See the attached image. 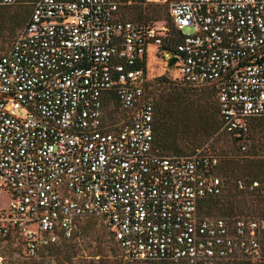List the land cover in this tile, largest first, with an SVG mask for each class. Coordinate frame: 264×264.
Segmentation results:
<instances>
[{"label":"built area","instance_id":"built-area-1","mask_svg":"<svg viewBox=\"0 0 264 264\" xmlns=\"http://www.w3.org/2000/svg\"><path fill=\"white\" fill-rule=\"evenodd\" d=\"M170 22L173 52L161 47L163 29L125 19L114 0H36L0 48V188L9 195L0 238L27 258L94 218L134 262L264 264V219L200 214L204 199L226 191L219 157L156 152L139 66L151 47L168 66L175 60L180 81L211 88L221 131L245 151L252 120L264 119V0H178Z\"/></svg>","mask_w":264,"mask_h":264},{"label":"rangeland","instance_id":"rangeland-1","mask_svg":"<svg viewBox=\"0 0 264 264\" xmlns=\"http://www.w3.org/2000/svg\"><path fill=\"white\" fill-rule=\"evenodd\" d=\"M35 0H19L15 5L10 6L11 12L19 15L31 11L32 3ZM118 2L120 15L125 19L147 22L154 28L170 29V8L178 0H114ZM141 16V20L138 19ZM184 35L193 34V29L185 27L182 29ZM13 38L0 29V48L9 46ZM146 76L154 89L151 92L155 100L160 92L165 91V84L158 81L165 77L171 81H176L180 86H184L178 80V73L173 67L168 66L166 60L157 58L153 48H148L146 55ZM200 88V87H196ZM18 116H23L22 110L17 111ZM237 144L231 136L222 133L214 139H210L197 152H207L216 154L219 159L225 156H235L240 159H256L257 169L264 170V125L257 130H251L246 150L239 151ZM237 178L231 179L228 183L223 180L225 193L233 188L236 204L241 211H237L234 216L252 215L261 217L264 212V205L258 197L249 193L238 192L234 188ZM240 179V178H238ZM9 195L0 188V209L7 206ZM212 216H223L214 211ZM60 249L63 251L53 254L52 251H45L43 261L27 258L23 250L15 240L0 238V264H46L47 260H53L56 264H147L131 261L123 255L117 243L113 239L108 227L94 218H83L76 223V227L71 234L70 241H60ZM73 256L70 260L69 257Z\"/></svg>","mask_w":264,"mask_h":264},{"label":"trees","instance_id":"trees-1","mask_svg":"<svg viewBox=\"0 0 264 264\" xmlns=\"http://www.w3.org/2000/svg\"><path fill=\"white\" fill-rule=\"evenodd\" d=\"M30 12L27 11L17 15L14 11L11 12L10 6H0L1 31L6 32L11 38L14 39L17 32L25 26ZM138 19L141 20V16H138ZM141 23L153 27L147 22ZM162 29L164 36L161 47L169 52H173L174 47L180 41V38L175 32L171 22V30H167L164 27ZM174 62L175 60H171L169 66L173 67ZM139 66L146 72V57L143 58ZM178 80L181 84H184V86H180V84H178L176 81H171L165 77L159 78L158 81L165 84L166 90L160 92L157 96V99H153L155 107L153 145L156 152L162 155L194 154L210 139H214L223 133L221 131V119L219 117L218 107L213 90L206 86L196 88L180 81V79ZM148 86H150L149 91L151 93L154 90L151 89L153 84L149 82ZM263 125L264 119H253L251 122V130H257ZM250 133L251 131L244 139L245 143L248 141ZM232 140L234 143H236V141L241 139L232 138ZM238 150L242 151L240 148ZM255 162L256 159L254 158L240 159L236 158L235 156H225V158L220 159L217 173L227 183L233 178H237L236 180L240 178L247 184L252 181H258L260 184H263L264 170L257 169ZM234 188L236 189L235 184ZM238 192L255 195L264 205L263 186H260L253 191ZM199 211L200 214L205 216H212V213L217 211L224 217H235L234 215L237 213V211L241 210L236 204L235 194L233 192V188H231L219 197H209L204 199L200 204ZM261 218L264 219V212ZM70 239L71 236L63 241H70ZM58 245L59 244L51 246L47 249V251H52L53 254L61 253L63 250L60 249V246ZM69 258L71 260L73 256ZM43 259H45V257L41 256L40 261H43ZM147 264L167 263L149 262ZM224 264H248V262L245 260H240Z\"/></svg>","mask_w":264,"mask_h":264}]
</instances>
